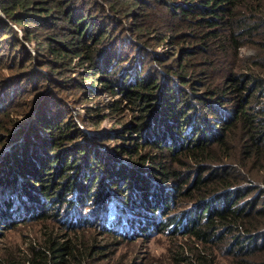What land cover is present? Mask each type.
<instances>
[{"label":"rangeland","instance_id":"obj_1","mask_svg":"<svg viewBox=\"0 0 264 264\" xmlns=\"http://www.w3.org/2000/svg\"><path fill=\"white\" fill-rule=\"evenodd\" d=\"M55 1L59 0H28L24 11H12L14 18L25 16L30 22L41 24L28 28L33 37L23 35L22 24L16 25L0 11V20L10 37L8 43L0 44V164L8 150H16L13 160L30 159L31 151L38 153L35 174L29 173V169L21 174L26 185L22 192L28 200L35 201L30 203L41 205L40 193L45 187L51 191L45 197L47 204L39 206L32 215L0 223V260L5 255L21 256L29 243L49 235L57 241L79 243L88 249L86 254L93 252L88 256L91 259L85 258L80 264H170L168 252L172 246L193 239L187 235V228L182 229L186 213L196 210L195 215H199L196 225L209 215L202 211L197 214L211 197L207 199L210 193L195 196L193 180L199 177L205 182L210 171L218 173L227 164L235 165L243 177L231 185L238 174L234 175L225 189H219L241 188V197L230 195L228 203L244 210L249 203L259 206L264 202V0H233L221 16H217V6H207L203 0H61L56 6ZM188 3L210 7L212 11L182 12L179 6ZM128 4H134L133 9L122 15ZM71 6L86 9L94 19L93 24L77 31L66 23L68 17L63 16V10L69 15ZM112 8L117 10L116 14L111 13ZM250 24L261 29L247 31ZM85 31L83 39L87 48L80 50L76 44L79 53L70 52L68 43L76 38L81 40ZM102 32H105L103 38L98 39ZM47 43L55 54H49ZM143 80L141 87L139 83ZM119 82L126 88L124 91ZM145 85L151 88L145 89ZM145 94L153 95V100L150 97L145 101L146 98L138 96ZM157 95L168 97L176 108L187 103L189 107L182 109L184 117L195 109L196 118L203 119L206 129L213 126L222 130L217 134L224 135L223 146L214 148L210 143L215 137L209 133L205 136L208 140L197 139L195 132L188 138L180 133L183 137L180 145L170 143L166 133L158 135L155 120H162L167 129L166 122L174 123L164 117L170 105L160 101ZM239 110L249 115L248 123H235ZM218 111L225 113L227 119L223 120ZM42 117L53 122L51 128L42 127L43 122L39 121ZM145 124L148 132L152 126L151 138L142 130L146 129ZM182 127L184 130L185 123ZM25 141L28 148L19 150L17 144ZM199 142L208 145L210 151L198 155L185 149L186 145ZM254 144L261 148L256 155ZM90 157H94L92 165L97 169H112L120 177L118 181L114 177L101 185L112 196L117 194L115 188H121L116 184L128 178L125 170L130 168L135 169L132 176L146 175L152 186L155 180H160L161 187L166 184L173 188L178 201L159 219L173 215L174 223H170V218L165 219L167 226L163 221L153 231L148 225L152 233L141 237L134 233L119 236L91 223L69 226L65 214L60 219L65 222L57 221L58 216L51 212L58 203L49 202L57 192L75 203L72 193L75 187L85 202L92 199L97 180L94 177L89 182L81 164V159L92 162L88 160ZM99 160L105 165L95 163ZM160 171L170 172L164 174L165 179L158 174ZM18 173L14 170L12 176L17 177ZM109 173L106 176L111 178ZM6 174L0 171V182L9 181ZM176 179L182 182L176 184ZM64 180L69 183L66 194L61 193ZM114 181L116 184L110 186ZM130 181L124 182L123 193H130ZM252 184L262 192L252 188ZM4 192L0 188L1 204L10 197ZM183 196L187 198H180ZM121 201L124 206L114 197L108 205L105 226L111 223L116 230H129L133 219L143 221L150 212ZM165 201L168 204L171 198ZM15 207L7 213L14 216ZM175 224L176 230H172ZM223 228L215 223L206 232L215 229L212 237ZM263 231L259 227L255 234ZM229 233L234 231L224 232L221 243L225 247L229 245L233 250L239 241L245 244L247 237L236 238ZM226 253L216 252L218 263L225 264Z\"/></svg>","mask_w":264,"mask_h":264},{"label":"trees","instance_id":"obj_2","mask_svg":"<svg viewBox=\"0 0 264 264\" xmlns=\"http://www.w3.org/2000/svg\"><path fill=\"white\" fill-rule=\"evenodd\" d=\"M60 1H55V6L57 4H60ZM196 2H199L200 0H195ZM233 0H203L204 4L209 5H214L217 6L218 8L216 9V13L218 14L217 16H221V14L224 12L225 7L227 4H230ZM27 3L28 0H0V11L4 13V15L7 17V19L11 18V21L15 23L16 25L22 24V33L23 35L26 36H31L33 37V32L28 31L29 27H38L41 24L39 22H30V20L25 19V16H17L14 18L12 16V11H24L27 8ZM225 5V6H223ZM231 5V4H230ZM134 4H128L126 6V10H124L122 15L127 14V11L130 12L133 9ZM179 9L182 12H195V11H200L202 13H205L207 11H212L210 7H201L196 5V3L193 4H185L179 6ZM111 13H117V10L114 8L110 9ZM220 11V12H219ZM66 11L63 10V16L68 17L66 19V23L72 24V26L76 27L77 31L82 29L84 26L85 28L89 27L90 25L93 24V17L86 11L84 10L81 6H71L69 8V15H65ZM228 13V12H227ZM22 14V12H21ZM16 16V15H15ZM13 17V18H12ZM37 18V16H35ZM43 19V18H42ZM65 19V18H64ZM247 21H249L247 19ZM41 22H45L44 20H41ZM207 22V21H204ZM245 28L244 30H246ZM255 29H261L258 27L256 24H250L249 30H255ZM5 28L3 27L2 21L0 20V44L3 43L4 45L8 43L10 37H8V32H5ZM9 31V30H8ZM105 33V32H104ZM102 32L101 35L98 36L99 38H103ZM87 34V31L83 34L81 40L79 38H76L73 42H69V51L70 52H75L78 54L79 52L77 51V46L80 45V50H83L84 48H87L86 45H84V36ZM75 35V37H77ZM34 41V38H31ZM48 41H50L48 39ZM97 40H95L96 42ZM57 42V41H54ZM76 44H78L76 46ZM14 44L13 46H15ZM2 47V46H1ZM46 49L49 52L50 55L55 54L56 52L52 50V48L47 45L45 46ZM14 48L12 49V51ZM22 54V51L19 53ZM107 62V61H106ZM104 62V63H106ZM103 63V64H104ZM48 67V66H47ZM49 69V68H48ZM113 73V72H112ZM122 73V71H121ZM135 77V76H133ZM119 79V78H117ZM111 83V82H110ZM109 83V84H110ZM141 87L144 85V80L139 83ZM118 86H122V83L119 82ZM148 89L151 87L149 85ZM107 89V88H106ZM126 88L122 86V90L124 91ZM143 98H146L145 101H148V99L151 97L150 95H138ZM88 98V97H87ZM86 98V99H87ZM153 95L150 99L153 100ZM157 98L164 102V104L170 105V108H168L165 112L166 116L164 113H161L160 115L166 118L170 119L174 124H168V129L166 126L163 124L162 120H158L157 122V132L158 135L161 134H167V136L170 139V143H173L174 145H180L182 143L183 137H180V133H183L184 138H188V136L192 133H196L197 139L202 140L207 137L206 135L214 136V140L210 144H214V148L216 147H222L223 146V141H224V135H219L218 136V129H214L213 126H207L208 128H205L204 121L203 119L196 118V110L192 109L189 111L187 117H184V110L182 111L183 108L185 110L189 107L187 103L185 105H182V107L176 108V104H172L168 97L166 96H158ZM225 103V102H223ZM156 105V104H155ZM156 106H159L158 104ZM222 109V108H221ZM221 112V111H218ZM180 114V115H179ZM182 114V115H181ZM51 113L48 114L50 117ZM38 116V115H37ZM167 116H171L170 118ZM249 115H246L242 110H239V112L236 114V120L235 123H248V118ZM181 117V118H179ZM220 117H222L223 120L227 119V116L225 113L220 114ZM186 119V120H185ZM43 123H41L42 127L46 128L49 127L51 128L50 125H53V122H48L43 119V117L39 120ZM154 121V120H153ZM185 121V122H184ZM182 123H185V127L183 130ZM49 124V126H48ZM146 124L150 123L147 121ZM144 125L146 127L143 128L142 130L144 131V134L147 136V138H151L152 135L150 133V130L152 129V126L149 130L147 131L148 126ZM169 125H172L169 126ZM140 126V125H139ZM150 127V126H149ZM155 128V126H154ZM153 128V129H154ZM197 129V131H196ZM220 129V128H219ZM171 130V131H170ZM45 133V132H44ZM49 133V132H48ZM220 133V132H219ZM47 135V133H45ZM169 134H172V137L169 136ZM199 137V138H198ZM193 141V140H192ZM26 142L18 145L19 150H25L28 147L26 146ZM196 142V141H195ZM263 143V142H262ZM16 147V145L12 146V148ZM187 150H190L191 152H194L195 154L200 155L201 153H207L210 151V148H208V145L206 144H201L199 143H191L190 145H186ZM261 148L254 144L253 145V154L256 155ZM43 151V150H42ZM16 150L14 149L13 151L8 150L5 155H4V162L0 164V171H2L5 175V177L9 180L7 183H2L0 182V188L3 190H6L4 194L6 195L7 193L10 195V197H7L6 201H3L2 204L0 203V223L3 222V220L7 221H14V220H19L20 217L22 216H30L34 212H36L37 208L39 206H45L47 202L45 201V197H48L50 195V190H47L48 188L45 187V190L42 191V194L40 193V202H42L41 205L33 204L35 201L33 199H27L25 195L22 192V189L24 186L23 184V177L21 174L24 170H28L29 173L35 174L33 171L35 163H39L38 160V153H32L30 154V159L29 158H21L20 160H13V156ZM88 157V156H87ZM89 158V157H88ZM98 159V157H95ZM28 159V160H27ZM94 157H90L88 160H93ZM38 160V161H37ZM9 161V162H8ZM31 162V163H30ZM93 161L89 163H86V160L81 159V164L83 165V168L85 169V175L88 176V181L90 182L94 177L97 180V189L93 192L92 194V199L89 200V202H85V197L81 198L80 195H77L79 193V189L73 188L74 193V199L75 203L72 199H65L63 197H60V191L57 192V195L50 198L49 202L58 203L57 209L52 213L53 216H58L56 217L57 221L59 222H65L61 221V217L65 214L64 218L68 220L67 223L69 226H78L83 223L86 224H96L99 229L107 230L113 233L118 234L119 236L124 233V234H139L141 237H145L146 234H151L153 230H156L157 228L160 227L161 222L164 221L165 226H167L166 220L170 218V223H174L172 218L174 219V216H165L164 219L160 220L159 218L163 217L165 213H167L169 210H171V206L175 205V203L178 201L177 195L175 193V190L172 188L167 187L166 184L161 187V181L160 180H155V184L152 186L150 180L149 182L146 179V175L143 176L141 175H131L134 174L135 169H128L125 170V172H128V178L125 179V181L128 183L130 181L129 185V191L130 193H123L122 192V187L126 184H124L125 181H120L119 185L116 184V181L113 183H110L109 185H114L116 186H121V188L117 189L115 188V191L117 194H114L112 196L111 192L107 193V190L104 188H101L102 184H106L107 182L113 181L114 177H117V174L112 172V169H97L95 165H92ZM98 163L99 166L105 165L104 162H101L100 160L95 162ZM111 165V164H109ZM125 165V164H124ZM77 166V165H76ZM128 167V166H127ZM81 168V167H80ZM16 170L19 173L13 174V171ZM37 170V169H36ZM93 170H97L98 172L95 174L93 173ZM212 170V169H211ZM232 173H230V171ZM9 172V173H8ZM111 172V173H109ZM170 172V171H169ZM167 171H160L158 174H160V177H166L164 174L169 173ZM11 173V174H10ZM109 173L111 175V178H108L106 175ZM119 174V173H118ZM174 174V173H171ZM231 176H230V175ZM238 174V175H237ZM104 175V177L102 176ZM237 175L231 185L236 183L237 181H241L243 179L242 174L239 173V169L235 165H230L227 164L223 168L220 169V171L217 173L216 171H210L209 176L207 178V181L203 182V179H199L197 177L196 179L193 180V190L195 193V196L197 197H202L204 195H208L207 197L209 199L207 202L202 204L200 211L204 212V215L206 216V213L208 212V216L205 217L204 221L199 225H196L197 222H199V215H195L196 210H192L189 213H186L185 215V224L182 226V229L184 230L185 228L188 229L187 235L190 238H193L191 241L186 240V241H181L180 244L178 245H173L170 252H168V257L170 260V264H220L217 261L218 255H216V252L218 254H223L226 253V256H223L225 258V264H264V233L260 234H255V231L259 228L262 227L264 229V202L259 205V206H254L249 203L248 207H246L244 210H241V206L234 208L236 206H231L229 202L230 195H234V198H240L241 197V188H233L232 190H219V189H225L227 185L231 182V177ZM110 177V176H109ZM120 177H117V181ZM99 179V180H98ZM166 179V178H165ZM153 180V181H154ZM65 182H62V186L64 185L65 188L63 191H61L62 194H66L68 191L67 186H69L68 180H64ZM182 182V179L177 181L175 180V183H180ZM192 184V183H190ZM80 186V185H79ZM152 186V187H151ZM43 186L41 185L40 188ZM249 187V186H248ZM252 188H257L259 191L262 192L261 188H258L256 184L251 185ZM250 187V188H251ZM44 188V187H43ZM63 188V187H62ZM202 188V189H201ZM211 190V191H209ZM216 190L217 193H214ZM209 191V192H207ZM86 194L89 192V188L85 190ZM207 192V193H206ZM121 197L119 196V194ZM129 194H133L134 197L131 198ZM220 194V195H217ZM223 194V195H222ZM129 195V196H128ZM160 195V196H159ZM187 195V194H186ZM189 196V194H188ZM15 197V198H14ZM118 198L119 202L121 205L124 206L121 200L123 202L129 201L133 206H137L140 209H143L144 211H150L148 212V215H145L146 218L143 219V221H140L138 219H133L132 220V225L128 226L129 230H123L119 231L114 228V225L110 223L109 226H105L106 222V214L108 210V205L112 202L113 198ZM13 198V199H12ZM158 198L159 200H157ZM165 198L170 199V203H164ZM180 198H187V196H183ZM138 199L139 201H135ZM84 200V201H83ZM15 201V202H14ZM29 201L33 202L30 203ZM253 201V200H252ZM13 202V203H12ZM255 204H257L255 201H253ZM201 204V203H200ZM199 204V205H200ZM4 206L1 207V206ZM15 206V212L14 216L13 213H7L8 211H13L11 209L12 206ZM117 206V204L115 205ZM196 207V206H195ZM197 209V208H196ZM25 212V213H24ZM71 213V214H70ZM153 213H157V216L152 215ZM70 214L71 219L67 218V215ZM5 217V219H3ZM95 219L99 220V222L96 223L94 221ZM166 219V220H165ZM143 222V223H142ZM146 222V223H144ZM193 222V223H192ZM115 223V222H114ZM176 223V222H175ZM215 223H220L222 227H224L221 231L210 237V235L213 234L215 229H210L208 232L207 228L210 227L212 224ZM148 225H150V229L152 231H149ZM177 224L172 228V230H176ZM229 229L234 231V233H229V234H235V237H247L244 241L245 244H242L241 241L238 242L237 245L234 246L233 250H230L229 245L225 247L223 243L224 238V232H229ZM171 230V229H170ZM178 230V229H177ZM182 230V231H183ZM264 232V231H263ZM210 237V240L208 241ZM235 238V239H236ZM243 240V239H242ZM258 240L260 242L255 243L254 241ZM75 241V240H74ZM208 241L209 247H206V242ZM207 243V244H208ZM221 245V246H220ZM212 246H215L214 249H212ZM88 249L86 247H82L79 243L75 242H70L68 240H63V241H57L53 238H51L49 235H46L41 241L39 242H31L29 243L25 249L24 252L21 254V256H11V255H5L3 259L0 260V264H71V262H74V264H80L83 259L88 258L91 259V257H88L90 254L93 252L90 251L88 254L85 252Z\"/></svg>","mask_w":264,"mask_h":264}]
</instances>
